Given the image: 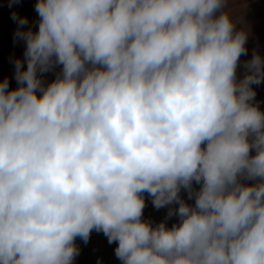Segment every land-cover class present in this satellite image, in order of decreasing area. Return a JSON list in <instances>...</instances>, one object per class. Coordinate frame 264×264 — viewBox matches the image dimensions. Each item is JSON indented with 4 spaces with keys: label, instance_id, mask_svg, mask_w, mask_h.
I'll list each match as a JSON object with an SVG mask.
<instances>
[{
    "label": "clouds",
    "instance_id": "clouds-1",
    "mask_svg": "<svg viewBox=\"0 0 264 264\" xmlns=\"http://www.w3.org/2000/svg\"><path fill=\"white\" fill-rule=\"evenodd\" d=\"M226 4L37 0L36 31L12 13L26 47L18 86L0 81V264H73L93 230L120 264H264V111L251 87L264 57L237 81L248 32ZM144 193L178 207L153 225Z\"/></svg>",
    "mask_w": 264,
    "mask_h": 264
},
{
    "label": "rangeland",
    "instance_id": "rangeland-1",
    "mask_svg": "<svg viewBox=\"0 0 264 264\" xmlns=\"http://www.w3.org/2000/svg\"><path fill=\"white\" fill-rule=\"evenodd\" d=\"M36 2L37 0H18V2L10 3V0H0V81L7 78L10 90L18 86L15 80V60L24 59L26 47L22 39L15 38L14 34L18 25L12 19V13L16 12L21 17H27L28 24L24 26V29L32 28L33 31H36L39 20L38 13L35 11ZM222 11L229 13L237 30L244 29L248 32L247 54L240 57L237 67V81H239L246 74L244 63L252 58L254 51L264 57V0H227L226 7ZM261 38L263 41H258ZM60 67L57 66L54 70L43 74L46 83L55 78ZM23 68L26 70V62L23 64ZM251 87L256 92L253 103L258 104L259 109L264 111V81ZM250 155H255L254 149L251 150ZM199 187V184L193 183V188L198 189ZM180 195L187 203L194 204V199L189 200L185 190L182 189ZM144 198L146 206L142 219L151 221L153 225L165 220L169 207H178L173 204L157 210L147 193H144ZM176 222H178V217L174 215L167 220V226L171 227ZM75 244L79 248V255L73 264H120L115 255L117 243L109 244L103 232L93 230L87 243L77 238Z\"/></svg>",
    "mask_w": 264,
    "mask_h": 264
},
{
    "label": "bare ground",
    "instance_id": "bare-ground-1",
    "mask_svg": "<svg viewBox=\"0 0 264 264\" xmlns=\"http://www.w3.org/2000/svg\"><path fill=\"white\" fill-rule=\"evenodd\" d=\"M258 41H260V42H261V41H263V39L261 38V40L259 39ZM258 45H259V44H258Z\"/></svg>",
    "mask_w": 264,
    "mask_h": 264
}]
</instances>
